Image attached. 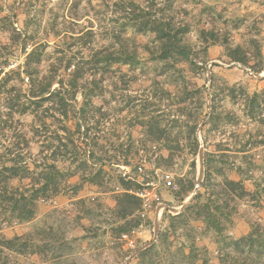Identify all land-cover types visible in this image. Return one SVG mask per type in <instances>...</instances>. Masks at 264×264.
<instances>
[{"label": "trees", "instance_id": "obj_1", "mask_svg": "<svg viewBox=\"0 0 264 264\" xmlns=\"http://www.w3.org/2000/svg\"><path fill=\"white\" fill-rule=\"evenodd\" d=\"M166 4L159 6L155 0H145V5H140L127 0L125 5L120 6L124 15L110 20L107 42L102 47L91 45L98 36L91 26L70 35L74 49L61 50L60 54H57L59 50H56L58 44L55 42H38L27 49L29 44L25 31L6 30L8 39L23 59L11 66L6 54L0 58V133L8 138V142L0 145V230L13 223L31 221L38 213L39 201L49 200L66 188L71 192L70 199L82 204L88 213L84 200L77 196L84 181L100 185L107 165L131 167L125 157L119 160L116 154L103 150V144L83 137L81 124L72 123V118L85 107H96L94 99L102 96L107 88L103 85V77H113L108 72L122 81L121 66L131 68L138 63L137 44L124 34L128 27L135 33L151 35V40L141 46L150 59L161 64L159 75L171 69L173 73L180 74L183 71L179 66L181 62L188 63L191 70L202 68L194 61L197 55L194 48L185 40L190 23L166 13L173 0H167ZM115 5L119 3L115 2ZM5 20L12 24L7 15L0 17V23ZM2 32L4 30L0 29V35ZM58 35L55 34V37ZM197 39L202 43L200 53L203 55L209 46L222 45L228 61L246 66L253 72H260L264 67L263 54L256 38L251 37L246 46L233 45L228 35L214 26H199ZM162 80L158 79L161 90L170 95ZM113 83L116 87L117 82ZM181 91L194 93L185 85ZM228 93L235 97L234 87H229ZM243 94L247 116L257 118L264 125V117L261 116L264 112V89ZM145 101L144 105L151 103ZM197 101L201 108L203 100L197 98ZM176 109L184 113L181 106ZM211 110L210 118L214 119L213 102ZM15 115L29 117L28 126L16 128L12 125ZM200 116L201 113L193 114L187 127L177 131L162 124L156 116H142L139 123L142 134L148 137L151 145L160 143L166 151L165 155H157L158 160L165 163L171 162L174 155L182 150L178 137L185 135L189 140L187 151L193 156L190 169L194 171L199 152L196 129ZM78 133L81 134L79 137ZM260 142L264 144V140ZM212 156V153L204 152V175L195 193L179 212L172 214L168 208L164 209L155 242L137 252L133 257L136 264H210L197 245L203 236H209L216 245L214 264H264V219L251 221L247 232L233 235L232 216L237 211L238 202L249 196L250 191L240 179L222 175L219 181L213 180ZM216 171L221 174V169ZM77 173L81 180L71 182L70 179ZM115 181L118 191L114 192L113 222L109 231L113 237L119 238L121 233L142 225L139 215L141 199L136 193L144 181L140 182L130 174H119L115 176ZM194 186L193 180L179 178L178 188L172 195L181 204ZM177 231L185 241L176 246L173 237ZM60 243L52 227L45 238L32 236L31 233L11 237L0 234V249L21 255L39 254L48 248L50 258L56 259L61 256L56 251Z\"/></svg>", "mask_w": 264, "mask_h": 264}, {"label": "rangeland", "instance_id": "obj_2", "mask_svg": "<svg viewBox=\"0 0 264 264\" xmlns=\"http://www.w3.org/2000/svg\"><path fill=\"white\" fill-rule=\"evenodd\" d=\"M133 1L145 5V0ZM115 2L119 5L116 6ZM126 2L127 0H0V17L7 15L12 21V24L7 20L0 23V29L4 30L0 35V58L6 54L11 66L23 59L16 46L8 39L6 30L10 28L26 32L29 44L27 49L34 43L55 42L58 44L57 54H60L63 52L61 50L66 52L68 48L74 49L70 43V35L93 26L98 36L91 45L102 47L107 42L110 20L124 15L120 6ZM155 2L159 6L167 5V0ZM166 13L190 23V31L185 40L194 48L197 53L194 61L202 68L191 70L188 63L181 62L179 66L183 71L180 74L173 73L171 69L168 73L159 75L161 64L150 59L141 46L151 40V35L135 33L128 27L124 34L137 44L138 63L131 68L121 66L122 81L108 72L113 77H103V85H107V88L102 96L94 99L96 107H85L72 118V123L81 124L83 137L103 144V150L108 154H116L119 160L125 157L131 165L128 166L127 174L140 182L156 181L162 172L172 175L174 187L166 188L159 184L155 188L158 200L151 202L146 216L141 218L142 225L136 229L135 248L127 249L120 237H113L109 231L113 222L114 192L118 191L115 176L123 174L125 170L121 168L124 165L119 168L107 165L100 185L84 181L77 193L78 198L84 200L85 206L89 208L88 213L84 211L82 204L70 199L71 192L66 188L49 200L39 201L38 213L31 221L13 223L0 230L4 237L31 233L32 236L40 235L45 238L52 227L61 240L56 249L61 254L60 257L51 259L48 248L39 254L25 255L0 249V264H136L129 256L139 247L155 242V222L157 219L158 232L165 209L163 206L179 209L195 193L194 187L181 204L172 195L178 188L179 178L191 179L194 185L198 183V177L202 180L204 152L213 155V180L219 181L222 175L240 179L250 191V195L237 204V211L232 216V233L236 228L235 236H238L243 230L248 231L251 221L264 219V144L260 142L264 140V125L257 118L248 117L243 106V92L251 94L264 89V67L260 72H253L246 66L228 61L222 45L209 46L203 55L200 53L202 43L197 39L199 26H214L221 33H226L233 45L246 46L251 37L256 38L264 62V0H173L172 7H167ZM55 34H59L58 37ZM3 46L7 49H2ZM158 79H164L161 83L169 88L170 95L161 90ZM113 82H117L116 87ZM183 85L194 90V93H182ZM231 86L235 89V97L228 93ZM197 98L203 100L201 108ZM145 100L151 103L144 105ZM212 102L215 104L214 119L210 118ZM179 106L184 108V113L177 111ZM196 113H201L196 135L202 158L199 154L196 156L195 170L190 169L193 156L187 151L189 140L183 134L178 137L182 150L169 163L159 161L157 155H165L166 151L160 143L152 146L148 137L142 134L143 129L139 123L142 116H156L161 119L162 124L177 131L184 130ZM261 116L264 117V112ZM15 119L12 125L16 128L27 127L30 121L29 117L17 115ZM174 119L177 121H173ZM86 127L88 129L84 131ZM81 134L78 133L77 137ZM4 142H8V138L0 133V145ZM218 169H221V174L216 171ZM70 180L78 181L81 177L77 173ZM168 211L174 214L169 209ZM199 240L202 241L200 245L197 241L200 253L206 255L210 264H214L215 243L209 236H203ZM184 241L185 238L177 231L173 237L174 245Z\"/></svg>", "mask_w": 264, "mask_h": 264}, {"label": "built area", "instance_id": "obj_3", "mask_svg": "<svg viewBox=\"0 0 264 264\" xmlns=\"http://www.w3.org/2000/svg\"><path fill=\"white\" fill-rule=\"evenodd\" d=\"M125 171L123 175L127 174L128 167L121 166ZM162 184L166 188L174 187V181L172 175L168 172H162L156 179V181H146L142 184V188L136 193L141 199V208L139 210V215L141 218H144L151 206L153 200H158V196L155 192V188ZM199 183L195 184V189L198 188ZM135 234L136 229H133L129 232L121 233L120 239L123 241L124 246L127 249L135 248Z\"/></svg>", "mask_w": 264, "mask_h": 264}, {"label": "water", "instance_id": "obj_4", "mask_svg": "<svg viewBox=\"0 0 264 264\" xmlns=\"http://www.w3.org/2000/svg\"><path fill=\"white\" fill-rule=\"evenodd\" d=\"M200 129V125H199V128H198V130ZM198 154H199V157H201L202 158V152H201V150H199V152H198ZM202 172V171H201ZM197 182L199 183L200 182V178L198 177L197 178ZM191 197L192 196H190L189 198H188V200H185L182 204H181V206H180V208L179 209H176V208H169L167 205H164L163 206V208H168L170 211H172L173 213H177V212H179L187 203H188V201L191 199ZM157 228H158V220L156 219V222H155V231H154V236L156 237V234H157ZM150 243H147V244H145V245H143V246H141V247H139L136 251H135V253L132 255V256H129V258H133L136 254H137V252L139 251V250H141V249H143L144 247H146L147 245H149Z\"/></svg>", "mask_w": 264, "mask_h": 264}, {"label": "crops", "instance_id": "obj_5", "mask_svg": "<svg viewBox=\"0 0 264 264\" xmlns=\"http://www.w3.org/2000/svg\"><path fill=\"white\" fill-rule=\"evenodd\" d=\"M236 232H237V229L234 228V229H233V233H234V235H237ZM245 232H247V229H246V230H243V233H245ZM243 233H242V234H243ZM198 242H199V245H200V244H201L200 242H202V241H201V240H198Z\"/></svg>", "mask_w": 264, "mask_h": 264}]
</instances>
